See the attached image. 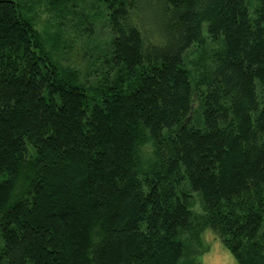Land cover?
Masks as SVG:
<instances>
[{
    "label": "trees",
    "instance_id": "trees-1",
    "mask_svg": "<svg viewBox=\"0 0 264 264\" xmlns=\"http://www.w3.org/2000/svg\"><path fill=\"white\" fill-rule=\"evenodd\" d=\"M264 264V0H0V264Z\"/></svg>",
    "mask_w": 264,
    "mask_h": 264
},
{
    "label": "rangeland",
    "instance_id": "rangeland-1",
    "mask_svg": "<svg viewBox=\"0 0 264 264\" xmlns=\"http://www.w3.org/2000/svg\"><path fill=\"white\" fill-rule=\"evenodd\" d=\"M203 243L209 248L207 253L200 258L202 264H239L223 246L220 239L210 231L203 236Z\"/></svg>",
    "mask_w": 264,
    "mask_h": 264
}]
</instances>
